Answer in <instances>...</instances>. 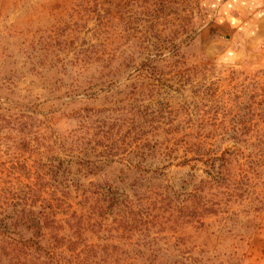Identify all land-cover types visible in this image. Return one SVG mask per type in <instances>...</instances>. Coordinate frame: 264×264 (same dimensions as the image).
I'll return each mask as SVG.
<instances>
[{
	"label": "rangeland",
	"instance_id": "rangeland-1",
	"mask_svg": "<svg viewBox=\"0 0 264 264\" xmlns=\"http://www.w3.org/2000/svg\"><path fill=\"white\" fill-rule=\"evenodd\" d=\"M219 7L0 0V206L44 217L0 264H251L264 31L227 32Z\"/></svg>",
	"mask_w": 264,
	"mask_h": 264
},
{
	"label": "crops",
	"instance_id": "crops-1",
	"mask_svg": "<svg viewBox=\"0 0 264 264\" xmlns=\"http://www.w3.org/2000/svg\"><path fill=\"white\" fill-rule=\"evenodd\" d=\"M221 15L216 20L221 22L223 28L233 30L240 28L242 23L252 33L264 31V0H219ZM226 33L225 35H227ZM251 264H264V238L260 249L251 258Z\"/></svg>",
	"mask_w": 264,
	"mask_h": 264
},
{
	"label": "trees",
	"instance_id": "trees-1",
	"mask_svg": "<svg viewBox=\"0 0 264 264\" xmlns=\"http://www.w3.org/2000/svg\"><path fill=\"white\" fill-rule=\"evenodd\" d=\"M16 199L10 206H13V209L6 210L7 206L1 208L0 206V223L3 221V224H0V238H10L11 240H19L20 243H26L34 245L38 242V239L34 235H26L24 232L19 231L17 229L18 224L24 225V228L27 230H31L36 235H40L44 217L42 215L41 210L35 211L30 207L29 199L27 195L16 196L13 194ZM9 201V200H8ZM8 205V203H6ZM4 212H2V210Z\"/></svg>",
	"mask_w": 264,
	"mask_h": 264
}]
</instances>
